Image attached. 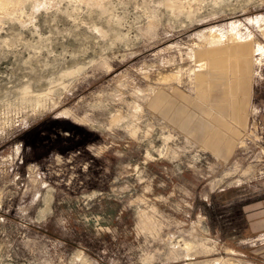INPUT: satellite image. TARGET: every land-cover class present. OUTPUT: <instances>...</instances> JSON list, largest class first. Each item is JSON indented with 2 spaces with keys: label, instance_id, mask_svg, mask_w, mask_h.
Instances as JSON below:
<instances>
[{
  "label": "rangeland",
  "instance_id": "374dc122",
  "mask_svg": "<svg viewBox=\"0 0 264 264\" xmlns=\"http://www.w3.org/2000/svg\"><path fill=\"white\" fill-rule=\"evenodd\" d=\"M263 32L264 0H0V264H264L212 208L264 195V123L224 160L159 101L199 49L264 75Z\"/></svg>",
  "mask_w": 264,
  "mask_h": 264
},
{
  "label": "crops",
  "instance_id": "0c3cea01",
  "mask_svg": "<svg viewBox=\"0 0 264 264\" xmlns=\"http://www.w3.org/2000/svg\"><path fill=\"white\" fill-rule=\"evenodd\" d=\"M195 55L197 64L204 61L207 65L199 67L192 95H185L180 90L170 97L167 95L168 98L161 95L158 98L161 104L174 108V115L185 114L176 118L177 123L195 134L212 154L227 160L233 157L241 138L248 133L253 118L256 127H259L258 123H264V75L256 71L250 45L229 44L225 51L214 55L199 49ZM184 97H189V102ZM170 98L176 101L175 105H171L173 100ZM59 119L39 123L31 132L42 138L48 129H62L64 125ZM212 208L222 233L229 232L233 234L230 238L251 243L248 252L264 260V195L250 196L231 204L226 210L214 198Z\"/></svg>",
  "mask_w": 264,
  "mask_h": 264
},
{
  "label": "bare ground",
  "instance_id": "6f19581e",
  "mask_svg": "<svg viewBox=\"0 0 264 264\" xmlns=\"http://www.w3.org/2000/svg\"><path fill=\"white\" fill-rule=\"evenodd\" d=\"M214 31V30H213ZM216 31V30H215ZM264 33V32H263ZM218 35V34H217ZM221 35V34H220ZM218 38H220V37H215V40L216 39H218ZM214 40V39H213ZM260 44V43H259ZM258 47V50L259 51H261L263 54H264V46H261V45H258L257 46ZM213 49H215V47L213 48ZM214 52V51H213ZM69 112V111H68ZM121 118H122V116L121 115H114L113 117H112V122H117V121H120L121 120ZM136 131H137V128L135 127V126H132L131 127V133H136ZM202 245L204 246V247H208V245L207 244H205V243H203L202 242ZM188 247H191V248H193V247H195L196 245H195V242L194 241H189V243H188V245H187ZM207 249V248H206Z\"/></svg>",
  "mask_w": 264,
  "mask_h": 264
}]
</instances>
